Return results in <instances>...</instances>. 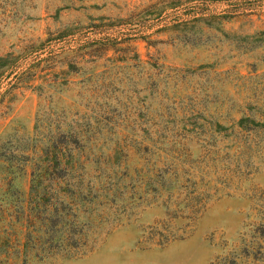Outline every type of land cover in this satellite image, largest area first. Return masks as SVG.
<instances>
[{
    "label": "rangeland",
    "instance_id": "obj_1",
    "mask_svg": "<svg viewBox=\"0 0 264 264\" xmlns=\"http://www.w3.org/2000/svg\"><path fill=\"white\" fill-rule=\"evenodd\" d=\"M0 56V229L47 137L116 186L82 252L28 264H264V0H0Z\"/></svg>",
    "mask_w": 264,
    "mask_h": 264
},
{
    "label": "trees",
    "instance_id": "obj_2",
    "mask_svg": "<svg viewBox=\"0 0 264 264\" xmlns=\"http://www.w3.org/2000/svg\"><path fill=\"white\" fill-rule=\"evenodd\" d=\"M3 58L0 56V65L4 64ZM246 120L256 125L247 117H239L235 124L251 129ZM36 146L39 155L31 162L28 171L27 192L18 203L8 202L6 209L13 219L22 220L23 229H0V264H28L31 259L42 260L60 253L65 256L78 254L88 242L94 241L96 229L88 228L110 218L108 211L116 186L110 181L108 172L101 173L104 176L93 185L82 184L84 173L76 167L83 157L80 149L55 136L47 137ZM165 174L155 166L147 169L134 167L131 173H127L129 178L133 175L139 178V184H129L132 193L136 194V201L150 202L148 192H152V196L155 194V198L160 196V190L167 188L163 183ZM47 180L55 184L53 190ZM136 189L139 191H134ZM199 207L201 205L193 211ZM126 208V203H121L119 212Z\"/></svg>",
    "mask_w": 264,
    "mask_h": 264
}]
</instances>
